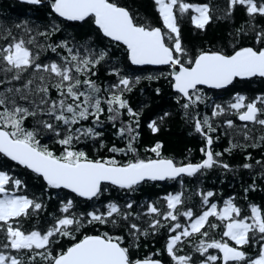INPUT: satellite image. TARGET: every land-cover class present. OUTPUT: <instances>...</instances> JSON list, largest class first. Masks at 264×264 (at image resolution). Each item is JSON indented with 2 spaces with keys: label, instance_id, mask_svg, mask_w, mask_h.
Wrapping results in <instances>:
<instances>
[{
  "label": "snow or ice",
  "instance_id": "6c2138e0",
  "mask_svg": "<svg viewBox=\"0 0 264 264\" xmlns=\"http://www.w3.org/2000/svg\"><path fill=\"white\" fill-rule=\"evenodd\" d=\"M20 3L31 10L0 19V264H264V204L247 195L264 182V86L251 87L264 85V0H152L154 17L125 0ZM218 21L229 23L226 42L184 40L185 24L203 33ZM142 81L166 83L202 138L196 162L191 148L183 160L166 155L160 139L141 154L142 118L155 135L174 114L171 104L156 115L133 104ZM236 149L240 168H259L244 203L212 189L185 196L186 178L231 171L222 157ZM167 181L181 190L131 198Z\"/></svg>",
  "mask_w": 264,
  "mask_h": 264
},
{
  "label": "trees",
  "instance_id": "16d2710c",
  "mask_svg": "<svg viewBox=\"0 0 264 264\" xmlns=\"http://www.w3.org/2000/svg\"><path fill=\"white\" fill-rule=\"evenodd\" d=\"M125 2L133 3L142 14H148L149 16H155L156 14L152 9V0H125ZM32 6L21 4L17 0H0V19L3 20H11L12 18L22 14L27 13L31 10ZM243 19V14L237 10L235 15L234 23L239 25ZM69 31H73V29H69ZM229 31V23L226 21H218L214 24H211L206 32L203 33H191L189 31V25L185 24L183 27V37L187 43L195 44L197 46L208 43H217V42H226L228 39ZM60 34L58 33L57 36ZM55 40L56 37H53ZM48 55H53L52 53H48ZM137 67V66H133ZM138 68H146L149 70H166V67H138ZM137 75H147L148 72H136ZM103 80L108 79L103 69L98 73ZM162 87V95L161 97H157L153 92L154 87L157 86ZM264 85L260 83H254L251 85L253 88H260ZM143 89V92L140 89ZM219 90H209L210 93L218 92ZM170 90L167 88L166 83L164 81L153 82L151 85L147 81H142L141 85L137 86L136 89L133 90L132 102L135 104L137 101H144L150 104V109L145 110V115L148 114L149 111L153 113V115L159 114L161 109H168L171 104L172 110L174 114L167 118L166 125L161 129V131L155 135H153L149 129L146 127V121L142 118L141 127L139 129L140 136V148L141 154L143 155V146L148 143L154 142L155 139H160L163 141L164 147L163 152L168 155H173L178 161L183 160L186 156H188L187 150L191 148L193 151L191 153L190 159L192 162H196V160L202 157V153H200L199 148L201 147L202 138L195 133H192V128L190 125L186 124L184 120L181 119L180 114L175 111V105L173 101L168 100ZM150 98V100H149ZM224 99H227V96H224ZM203 109V106H201ZM210 115V113H209ZM236 124L240 125L244 122L239 120L235 121ZM105 138L106 140H111V125H106ZM219 132V129H218ZM192 133V134H190ZM216 135V134H214ZM242 139V138H241ZM119 143V141H117ZM216 150L223 151V148L228 146V137L221 135L219 141H216ZM248 151L253 152V155L258 157L259 150L248 149ZM222 159L229 163L232 166L231 171L224 170L222 168H213L208 170L204 175H198V179L194 178H186V183L183 185V189L185 191V196H191L193 202L199 199L198 194L196 193L197 188L202 189H212L218 196L223 195V197H227L229 195L235 194L237 197V203H244L243 196L244 193L242 191L243 187H246L251 183V177L256 172L259 171L257 167L253 172L250 173L248 169H242L239 165L243 162L244 154L240 152L239 149L233 150L232 154L224 153ZM257 189L255 191H250L248 195V199L250 201L256 202L258 204H264V191H261V188H264V182L257 179ZM164 189L169 191L172 190H181V185L178 182L167 181V182H154L153 185H145L141 190L136 193L131 194V198L136 200L138 203L146 201L147 199H155L156 196H162L164 194ZM34 190V189H31ZM105 196L119 199L124 196V193L119 190H111L108 193H105ZM103 199V197L101 198ZM222 203V201H218ZM53 209L50 207L47 211H52ZM143 211V209H141ZM46 214V213H45ZM27 227V223L24 225ZM143 239V238H142ZM145 243H150V241H145ZM160 238H157L155 247L160 246ZM151 246V244H150ZM146 251V250H145Z\"/></svg>",
  "mask_w": 264,
  "mask_h": 264
},
{
  "label": "water",
  "instance_id": "95a60500",
  "mask_svg": "<svg viewBox=\"0 0 264 264\" xmlns=\"http://www.w3.org/2000/svg\"><path fill=\"white\" fill-rule=\"evenodd\" d=\"M17 1H19L20 2V0H17ZM137 67H145V66H137ZM150 67H166V66H150ZM204 87H206V86H204Z\"/></svg>",
  "mask_w": 264,
  "mask_h": 264
}]
</instances>
